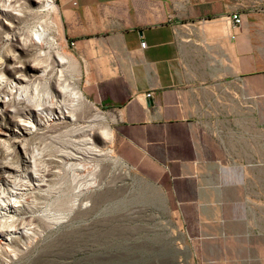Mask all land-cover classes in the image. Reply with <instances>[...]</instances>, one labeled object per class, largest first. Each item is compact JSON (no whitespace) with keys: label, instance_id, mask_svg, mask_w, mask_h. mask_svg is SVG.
<instances>
[{"label":"crops","instance_id":"crops-1","mask_svg":"<svg viewBox=\"0 0 264 264\" xmlns=\"http://www.w3.org/2000/svg\"><path fill=\"white\" fill-rule=\"evenodd\" d=\"M251 1L259 0H59V6L64 36L77 53L93 44L113 54L119 72L103 77L91 97L108 98L105 90L128 83L123 99L111 102L123 146L153 177L171 175L180 210L199 212L188 235L211 244L215 258L231 243L234 257L264 264V14ZM234 12L244 22L231 25L230 34L207 38L199 31L203 20ZM222 94L218 120L202 117L200 103Z\"/></svg>","mask_w":264,"mask_h":264},{"label":"rangeland","instance_id":"rangeland-1","mask_svg":"<svg viewBox=\"0 0 264 264\" xmlns=\"http://www.w3.org/2000/svg\"><path fill=\"white\" fill-rule=\"evenodd\" d=\"M53 1L63 26L59 0ZM22 3L24 15L15 19L11 27L0 20V56L11 53L14 57L5 62V75L10 78L18 69L28 74L29 64L46 56V46L24 45L28 30L46 20L49 34L61 49L75 57L77 67L57 64L58 56L52 52V58L47 59L52 65L50 74L59 81L44 78L35 88L36 82L33 84L29 77L31 84L29 80L25 83L30 85L29 98L37 95L40 98L35 96L36 100H46L49 90L56 101L63 102L62 108L71 107V93L78 89L87 100L74 108L73 118L61 119L59 123L46 117L50 110L56 113L53 106L45 103L44 113L38 114L35 107L39 102L33 98L37 104L32 103V98L31 102L24 96L21 102L11 98V111L0 114V128L6 130L12 131L21 116L36 125L31 133L22 135V141L11 140L5 149L0 146V185L11 187L12 180L16 181L19 175L24 182L28 170L39 171L45 178L41 186L25 190L21 205L7 211L8 217L0 216V230L16 229L12 239L0 244V264H245V259L230 252L231 243L224 244L222 258H215L207 251L211 244L199 241L194 232L190 231L189 236V225L197 221L199 212L180 210L177 202L181 195L174 192L171 175L164 171L153 177L140 164L133 148L123 146L111 102L123 99L128 83L118 84L111 92L105 90L108 98L91 97L92 89L97 91L100 80L109 75L108 65L110 70L119 72L112 53L106 52L107 47L95 49L92 44L90 49L77 53L64 31L63 38L59 35L54 13L41 18L31 0ZM7 33L12 38L9 41L5 39ZM19 38H23L22 43ZM39 51H45L44 55H36ZM44 57L41 59L46 64ZM12 64L14 68L8 69ZM97 127L112 131V138L104 141L93 132ZM109 149L114 156L107 152ZM144 158L157 164L153 156L145 154ZM32 160H36L37 169ZM7 170L13 174L8 176ZM222 214L218 212L219 217Z\"/></svg>","mask_w":264,"mask_h":264},{"label":"bare ground","instance_id":"bare-ground-1","mask_svg":"<svg viewBox=\"0 0 264 264\" xmlns=\"http://www.w3.org/2000/svg\"><path fill=\"white\" fill-rule=\"evenodd\" d=\"M22 1H24V0H0V20L3 19L5 24L8 25L9 27H11L13 25V21L15 19L19 18L20 16L22 17V15H24V11H23L24 6L22 5L24 3H22ZM31 2L33 3V5L35 7L36 15L37 14H38V16L41 15V18L46 13L48 15L49 12L55 14L54 24L58 27L59 35L61 36V38H63V33H62L63 32V29H62L63 26H62L61 20H60L59 8L54 3V1L53 0H31ZM45 18H46V16H45ZM41 21H43V20H41ZM41 21H40V24L36 25L33 28L31 27L30 31L28 30V32H29V34L27 36L28 38H24V45H26V43H28V44L31 43L36 47L46 46L47 50H45V51H47V52H45V51L40 52L41 49L39 48L40 51L36 55L40 56L39 54L42 55L45 52L46 56L43 54L45 57L44 56H41V57H44V59L46 58V60L47 59L50 60L52 58L51 57L52 52H55V54L58 56L57 64L63 65L64 63H70V65L72 67H74V69H75L77 67V64H76L77 61H76L75 57L69 51H66V50H63L60 48L59 42L54 40L53 39L54 37H51V35L49 34L50 33L48 31L49 26H48V24H46V20L43 22L45 23V25H47V27L43 24V22L41 23ZM230 28H231L230 22H228L227 20H225L224 18H221V17H220V19H216V20L215 19L214 20H211V19L210 20H208V19L203 20L198 25L199 31L204 35V37H207V38H211V37L215 38L216 36L228 35V33L229 34L231 33ZM16 34H17V32H16ZM12 36H15V34H13ZM5 39H7L9 41L10 39H12L11 35L7 33L5 35ZM22 39L23 38H19V42L22 43ZM38 56H36V57H38ZM41 57L40 58L38 57L39 58V59L37 58L38 60H36L34 58L35 60L33 59L34 61H32V63H30L31 61L29 62L30 64H29V73L28 74H26L25 71L23 72L21 69H18V72L16 74H13L9 78L5 75L3 68L5 65V62H7L8 59H12L14 57L11 53L6 54L4 58H2L0 56V114L1 113L2 114L7 113V112L11 111V109L9 107L12 105V103H10L11 105H9V102L12 99H13V101L16 99L17 102L18 101L21 102V99L23 98V96H24V99H26L28 101L31 98L33 99L35 96H37V95H33L32 97L30 96L31 98H29V95L31 93L29 92L28 87L30 85L25 84L29 80L28 79L29 77H32L33 84H34V82H36L35 88L37 87V83L39 81H43L41 79H44V78H46V79L48 78L49 81L50 80L59 81L56 77H54L53 74H50V70L52 69L51 63L47 60L48 62L46 64H44V62H42ZM107 61H110V60H107ZM104 67H106V64ZM107 67L109 68V72H110L109 75H112L116 72V70H114V69L110 70L111 67H109V65ZM107 67H106V69H107ZM7 68L8 69L14 68V64H12V66L8 65ZM107 73L108 72H106V74ZM28 75H30V76H28ZM31 80H29V82ZM31 82H30V84H31ZM23 90H24V95H22ZM71 95L73 97L71 107H68L67 105H65L64 108H62L63 102L62 101H56V99H54L52 93L49 90L47 91V99L46 100L41 98L38 101V99L36 100V98L37 97L40 98V96H37L34 99L36 100V102L37 101L39 102L38 104L35 102L34 99H33L34 101L33 100H30V101L31 102L33 101L32 103L35 102V104H37L35 107V111L37 113L39 111H40V113L41 112L44 113V111H45L44 110V104L45 103L46 104L49 103L51 105V107L53 106L56 109V113H54L52 110H50L46 117H48L51 121L55 120L54 123H56V122L59 123L61 119L65 120L66 118H73L74 117V114H73L74 108H76L77 106H79L82 103H85L87 100V98L85 99L82 92L78 89H74L72 91ZM33 106H35V105L32 104V107ZM22 117H24V116H21V118H19L17 120V124L15 125V127L12 131H10V129L6 130L4 128H0V146L3 145L4 147L3 146H1V147H3L4 149H5V146H6V148H8V146H7L8 144L11 145L9 143L11 140L12 141L13 140L22 141L23 140L22 139L23 134L24 135L29 134L34 130L36 125H34L33 121L31 119L22 118ZM94 130L96 131L95 133H97L102 139H104V141H108L112 138V131H109L107 128L97 127L95 129H93V132H94ZM25 142L26 141H25V136H24V142H23L24 146L26 145ZM20 144H21V142H20ZM24 148H26V147H24ZM107 152L110 153L111 156H114V152H112V149L107 150ZM68 155L69 154H67V156ZM70 155H72V154H70ZM30 159H31V157H30ZM32 159L34 160V156ZM35 161H33V167H35L37 169V167H36L37 164H35L36 163ZM30 164H31V162H30ZM34 164H35V166H34ZM67 164H70V163L67 162ZM87 166H91V165H87ZM33 167H32V169H33ZM35 168H34V170H36ZM28 171H26L25 175L23 176L26 179L24 182L22 179H19V178H21V176L19 175V177L16 181L12 180L11 187H7V186L5 187V186L0 185V216L2 218L6 215L7 211L11 210L12 208L15 209L21 205L20 203L22 201V198L24 197L23 196L24 192H26L25 190L32 188V186H34V185H40V182L45 179V178L43 179L42 175L38 173L39 171H35V172H28ZM6 172H7L8 176L11 173L13 174L12 170H9V171L7 170ZM5 177H6V182L9 181L8 177L7 176H5ZM15 178H17V177H15ZM10 181H11V179H10ZM7 185H8V183H7ZM6 217H8V216H5V218ZM14 233H16V229L14 230V228L7 230V232L4 230H0V244L6 240L9 241L10 239H12V236ZM21 233H22V231H21Z\"/></svg>","mask_w":264,"mask_h":264},{"label":"built area","instance_id":"built-area-1","mask_svg":"<svg viewBox=\"0 0 264 264\" xmlns=\"http://www.w3.org/2000/svg\"><path fill=\"white\" fill-rule=\"evenodd\" d=\"M253 3V8H255V11L257 12H262L264 14V0H259V1H251ZM225 20L230 22L231 25L234 26H240L243 22V16L241 13H230L225 16H223ZM186 29H189L192 24L191 23H183L182 24ZM264 26V22H263ZM147 44L146 41L142 40L141 41V48H146ZM113 56V54H112ZM150 93H143L144 96L149 95ZM225 105V96L222 94L220 96L217 95L214 101H209L208 105L205 106L204 104L200 103V106L202 108V114L201 116H205L206 114H209L212 120H218L219 116L222 115L224 109L223 106Z\"/></svg>","mask_w":264,"mask_h":264}]
</instances>
